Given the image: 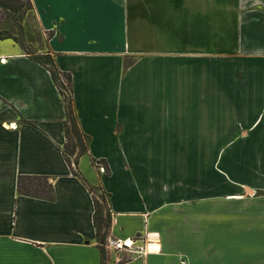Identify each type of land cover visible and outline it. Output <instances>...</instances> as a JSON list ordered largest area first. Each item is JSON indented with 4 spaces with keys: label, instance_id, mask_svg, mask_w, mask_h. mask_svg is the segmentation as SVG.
<instances>
[{
    "label": "crops",
    "instance_id": "obj_1",
    "mask_svg": "<svg viewBox=\"0 0 264 264\" xmlns=\"http://www.w3.org/2000/svg\"><path fill=\"white\" fill-rule=\"evenodd\" d=\"M33 2L90 139L76 176L52 73L1 40L0 264H116L95 189L108 237L158 234L121 264H264V0Z\"/></svg>",
    "mask_w": 264,
    "mask_h": 264
},
{
    "label": "trees",
    "instance_id": "obj_2",
    "mask_svg": "<svg viewBox=\"0 0 264 264\" xmlns=\"http://www.w3.org/2000/svg\"><path fill=\"white\" fill-rule=\"evenodd\" d=\"M0 11L6 13L8 15L7 19L10 20L8 23L0 22V41L6 39H14L18 41V36L25 33L26 24H28L31 19L39 23L33 0H0ZM45 57H47L45 62H42L37 57H34V59L50 70L53 79L64 98L68 117L65 130L66 143L64 145L63 153L73 174L80 176V158L88 152L90 138L82 132L79 120L75 114L72 76L59 70L55 58L51 54H46ZM61 77H64L68 84L62 83L60 80ZM19 191L21 194L36 198L49 200L55 198L54 185L50 182L48 177L21 176L19 179ZM94 201L96 207L94 217L95 224L98 229L100 241L101 243H104L111 227L112 214L110 210L107 212L105 209L107 205V198L105 195L101 197L95 196ZM102 203L106 204L103 205Z\"/></svg>",
    "mask_w": 264,
    "mask_h": 264
},
{
    "label": "rangeland",
    "instance_id": "obj_3",
    "mask_svg": "<svg viewBox=\"0 0 264 264\" xmlns=\"http://www.w3.org/2000/svg\"><path fill=\"white\" fill-rule=\"evenodd\" d=\"M7 16L8 15L6 13H4L3 11H0V22L8 23L10 20L7 19ZM28 24H26L25 33L18 36V43L21 44L24 51L33 55V57L39 58L42 62H45L47 60L46 59L47 57H45L46 53H43L42 50L45 49V42H46V40H48L51 37L52 32L44 31L40 27L39 23L36 21H33V19H31ZM60 80L62 83L68 84L67 80L64 77H61ZM66 90H67V88H66ZM78 150H79V148H78ZM101 166H105V165L101 163ZM101 166H98V168L100 169ZM105 170H106V173L109 172L106 166H105ZM99 171L101 172V170H99ZM101 173H103V172H101ZM94 192H95L96 197L97 196H100V197L103 196V193L100 189H95ZM102 204L105 205L106 203L105 204L102 203ZM105 209L107 212H108V210H110L108 202H107Z\"/></svg>",
    "mask_w": 264,
    "mask_h": 264
},
{
    "label": "built area",
    "instance_id": "obj_4",
    "mask_svg": "<svg viewBox=\"0 0 264 264\" xmlns=\"http://www.w3.org/2000/svg\"><path fill=\"white\" fill-rule=\"evenodd\" d=\"M101 172L106 173L105 166H101ZM157 237L158 234L149 233L145 238L141 239L143 244H138V240L128 239V240H120L112 237H107L102 246L104 247L107 254L111 256V254H115V263L121 264L123 262L132 260L134 256L144 255L148 249L149 239L151 237ZM131 242V244H130Z\"/></svg>",
    "mask_w": 264,
    "mask_h": 264
},
{
    "label": "bare ground",
    "instance_id": "obj_5",
    "mask_svg": "<svg viewBox=\"0 0 264 264\" xmlns=\"http://www.w3.org/2000/svg\"><path fill=\"white\" fill-rule=\"evenodd\" d=\"M130 244H131V242H130Z\"/></svg>",
    "mask_w": 264,
    "mask_h": 264
}]
</instances>
